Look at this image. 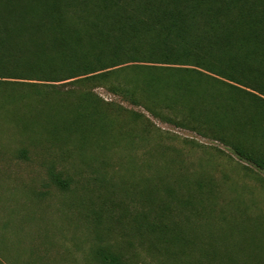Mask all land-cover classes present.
I'll return each mask as SVG.
<instances>
[{"label":"rangeland","instance_id":"rangeland-1","mask_svg":"<svg viewBox=\"0 0 264 264\" xmlns=\"http://www.w3.org/2000/svg\"><path fill=\"white\" fill-rule=\"evenodd\" d=\"M110 86L0 84V264H102L99 247L128 264L206 262L160 247L152 225L195 247L262 241L264 172L209 131L155 117ZM80 92L100 114L79 119ZM9 96L22 99L2 104Z\"/></svg>","mask_w":264,"mask_h":264},{"label":"trees","instance_id":"trees-1","mask_svg":"<svg viewBox=\"0 0 264 264\" xmlns=\"http://www.w3.org/2000/svg\"><path fill=\"white\" fill-rule=\"evenodd\" d=\"M262 24L261 0H0V84L107 81L155 117L209 131L264 172ZM79 100V119L100 114L87 93ZM146 230L162 248L200 252L199 264L264 259V239L195 247L166 226ZM93 257L128 264L105 247Z\"/></svg>","mask_w":264,"mask_h":264}]
</instances>
